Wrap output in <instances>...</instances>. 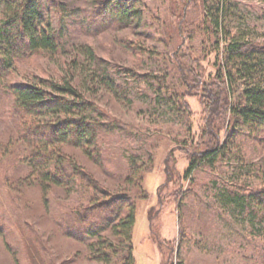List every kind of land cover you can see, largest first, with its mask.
Segmentation results:
<instances>
[{
    "label": "rangeland",
    "instance_id": "rangeland-1",
    "mask_svg": "<svg viewBox=\"0 0 264 264\" xmlns=\"http://www.w3.org/2000/svg\"><path fill=\"white\" fill-rule=\"evenodd\" d=\"M218 1L219 27L211 22L213 0H135L124 24L109 17L106 0H44L56 49L20 54L0 78V264H105L89 258L93 239L75 240L58 226L78 194L62 185L43 192L28 161L34 145L21 134L26 115L10 88L46 89L47 82L72 77L106 128L93 154L86 145L61 149L101 187L133 199L134 264H264V214L221 198L226 191L264 189V127L235 123L213 94L222 87L225 43L264 45V0ZM187 68L201 76L197 85L187 82ZM241 77L229 87L233 106L248 78ZM254 77L264 84L263 75ZM208 129L230 151L185 178L189 155L213 145ZM131 156L146 167L138 184L126 179ZM103 237L112 244L109 259L120 264L127 245L111 229Z\"/></svg>",
    "mask_w": 264,
    "mask_h": 264
},
{
    "label": "trees",
    "instance_id": "trees-1",
    "mask_svg": "<svg viewBox=\"0 0 264 264\" xmlns=\"http://www.w3.org/2000/svg\"><path fill=\"white\" fill-rule=\"evenodd\" d=\"M134 1L106 0L110 5L109 17L114 16L119 23H127L135 10ZM213 2L215 12L210 15H215V18L211 19V22L219 27L216 14L222 11L223 1L220 6L218 0ZM44 4V0H0V78L11 68L13 59L20 54L56 49L54 33L44 18ZM203 12L205 17V8ZM86 54L92 55L90 49H87ZM222 62V87L217 86L213 92L216 99L219 98V109L227 111L237 124L264 127V84L254 81L255 75L264 76V45L231 38L223 45ZM223 66H227V69ZM185 73L187 82L193 86L201 79L197 70L187 68ZM241 75L248 78L244 80L240 100L233 106L227 100L229 87L232 80L242 79ZM72 79L73 77L69 80L47 82L49 87L46 89L30 83L10 86L19 112L24 113L27 119L21 134L35 148L28 161L40 177V186L45 194L55 185H62L78 194L77 205L74 208L69 206L66 214L56 219L63 233L78 241L93 239L87 243L90 249L89 258L99 263L103 261L105 264H113L114 261L109 259L107 250V246L112 244L103 237V232L111 229L119 236V240L127 245V251L123 252L120 264H134L131 237L136 207L133 199L128 194L114 195L101 187L61 149L65 144L86 145L90 148L89 153L93 154L98 148L97 140L106 128L98 108L82 97ZM106 80L118 87L112 78L107 77ZM220 90H223L225 95H219ZM177 103L178 106L181 105V102ZM181 111L185 113L187 109L183 106ZM45 115H52V118L43 119ZM208 130L206 132L213 145L203 150H195L189 155L188 164L182 171L183 177L187 178L203 165L212 166L220 156L229 153L230 149L228 150L225 144H218V132ZM86 153L88 154V151ZM128 164L129 173L126 179L138 184L141 180L140 173L146 167L133 156L128 158ZM221 198L225 205H256L258 210L254 213L263 217L261 213L264 214V189L249 191L246 194L226 191L221 194ZM178 207L181 208V205ZM176 216L180 223L181 209L179 212L177 208ZM178 237H183L181 227Z\"/></svg>",
    "mask_w": 264,
    "mask_h": 264
}]
</instances>
